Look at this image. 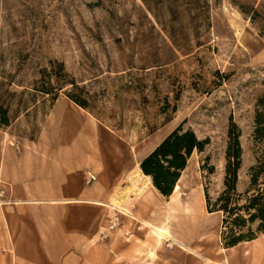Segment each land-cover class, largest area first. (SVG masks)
I'll return each instance as SVG.
<instances>
[{"label": "rangeland", "instance_id": "374dc122", "mask_svg": "<svg viewBox=\"0 0 264 264\" xmlns=\"http://www.w3.org/2000/svg\"><path fill=\"white\" fill-rule=\"evenodd\" d=\"M45 84L58 89L56 99L35 92ZM70 92L118 142L112 161L127 163L129 174L159 138L178 128L208 142L189 162L182 190L161 201L167 209L194 198V212L216 214L208 216L207 239L219 234L225 248L224 216L209 213L205 189L211 203L224 190L232 123L241 130L243 149L238 194L249 187L264 95V0H0V98L12 117L10 127L0 128V152L38 145L56 103L76 105ZM2 203L6 190L0 187V209ZM124 218L113 204L103 242L125 231ZM55 257L57 264H77Z\"/></svg>", "mask_w": 264, "mask_h": 264}, {"label": "crops", "instance_id": "0c3cea01", "mask_svg": "<svg viewBox=\"0 0 264 264\" xmlns=\"http://www.w3.org/2000/svg\"><path fill=\"white\" fill-rule=\"evenodd\" d=\"M50 118L49 133L38 145L0 152V187L7 200L0 209V264H57L58 254L77 264H264V239L229 249L221 246L219 234L209 242L206 223L216 214L194 212V198L163 207L167 198L140 163L171 133L129 174L127 163L112 161L111 146L118 142L85 110L57 102ZM91 176L96 180L87 184ZM113 204L125 216L130 236L121 230L103 242ZM177 208L183 213L172 212ZM152 228L165 229L169 239L159 242Z\"/></svg>", "mask_w": 264, "mask_h": 264}, {"label": "trees", "instance_id": "16d2710c", "mask_svg": "<svg viewBox=\"0 0 264 264\" xmlns=\"http://www.w3.org/2000/svg\"><path fill=\"white\" fill-rule=\"evenodd\" d=\"M70 86L76 88L74 83ZM62 89L61 87L59 90ZM35 92L53 96L54 99L58 95V89L47 84L35 89ZM68 98L88 110L87 103L77 99L71 92L68 93ZM11 118L10 108L2 104L0 98V128L10 127ZM253 137L257 150L256 162L250 168V183L246 192H237L243 149L240 141L241 130L234 123L228 133L224 190L219 198L211 203L208 190L205 189L209 213H222L224 216L222 240L225 249L252 242L258 235L264 234V95L257 104ZM207 144V141L199 140L193 131L178 128L141 161V171L152 179L154 188L163 197L170 198L191 158L196 152L203 153ZM203 169L213 173V168L208 169L206 165ZM253 226H256L255 229Z\"/></svg>", "mask_w": 264, "mask_h": 264}, {"label": "bare ground", "instance_id": "6f19581e", "mask_svg": "<svg viewBox=\"0 0 264 264\" xmlns=\"http://www.w3.org/2000/svg\"><path fill=\"white\" fill-rule=\"evenodd\" d=\"M147 178V177H146ZM150 179V178H149ZM181 190V186L179 185V184H177L176 185V188H175V191H174V194L175 193H177V192H179ZM143 192H145V189H144V191ZM143 192H141L140 194H139V196L140 195H142V193ZM131 194V193H130ZM146 195V194H145ZM129 196V195H128ZM129 216H131L130 214H129ZM146 225H148V224H146ZM152 232L154 233V235L158 238V240H159V242H163L165 239H169L168 238V232L165 230V229H163V228H152ZM184 249H186V250H188V251H190L191 253H194L191 249H189L188 247H186V246H182Z\"/></svg>", "mask_w": 264, "mask_h": 264}, {"label": "built area", "instance_id": "2783aa9c", "mask_svg": "<svg viewBox=\"0 0 264 264\" xmlns=\"http://www.w3.org/2000/svg\"><path fill=\"white\" fill-rule=\"evenodd\" d=\"M92 179L94 180V178L92 177Z\"/></svg>", "mask_w": 264, "mask_h": 264}]
</instances>
